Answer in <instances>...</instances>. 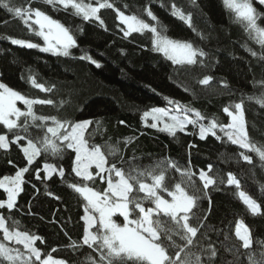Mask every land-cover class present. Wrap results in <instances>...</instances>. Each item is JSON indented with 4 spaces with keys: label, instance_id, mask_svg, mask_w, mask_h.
<instances>
[{
    "label": "trees",
    "instance_id": "obj_1",
    "mask_svg": "<svg viewBox=\"0 0 264 264\" xmlns=\"http://www.w3.org/2000/svg\"><path fill=\"white\" fill-rule=\"evenodd\" d=\"M5 2L17 7L30 3L33 9L45 12L70 30L76 46L69 50L70 55L63 56L12 44L13 38L38 44L42 38L36 35L35 24L29 29L21 19L0 6V81L30 99L53 101L52 105L34 104L33 111L37 116H54L73 123L93 121L86 138L92 137L91 144H111L117 148V154L108 157L109 163H116L126 172L130 168L144 171L164 160L175 162L181 170L192 171L193 183L189 184L187 177H181L175 169H168L165 185L171 190L176 183H182L187 191L199 197L193 212L203 220V226L189 250L200 256L201 264H252L250 255L257 262L264 259V161L256 153L232 144L219 128L216 136L208 134L202 139L199 127L188 125L173 136L162 131L163 127L159 125L152 127V117L142 118L146 111L172 108L175 105L169 101H176L182 107L198 110L206 118L202 121L205 125L212 119L219 124H228L230 117L224 113V107L233 109L236 103L242 102L249 138L257 146H264V106L257 102L264 98V58H261L264 46L256 42L255 34L249 35L245 23L237 19L224 0H108L113 7L98 13L103 24L95 18L85 21L82 16L75 15L71 7H53L46 0ZM83 2L96 4L98 0ZM172 3L185 14H191L190 25L172 14ZM252 3L258 16L257 23L264 27V5L256 0ZM149 6L163 28V35L191 42L205 53L203 57H197L195 65L174 64L167 59L154 49L150 31L124 35V26L117 19L116 9L154 24L156 22L144 11ZM249 49L257 56H252ZM84 57H91L100 67ZM30 77L52 90L46 92L36 88ZM205 77L212 78L206 85L200 83ZM23 122L21 117L18 123ZM51 123L47 121L46 126ZM46 126L37 128L29 120L26 134L19 129L9 132L0 124V134H7L10 140L8 149H0V179L14 176L19 168H29L24 174L25 182L16 206L10 211L6 207L0 208V214L6 218L10 230L18 229L42 238L35 245L41 250V259L51 254L68 264H92L91 258L98 260L99 254L94 247L82 243L85 201L70 187L74 183H83L72 171L74 151L66 149L59 156L42 154L28 165L21 151V144L26 141L11 142L15 135H27L34 141L43 138ZM242 151L252 157L250 163L242 159ZM45 162L62 167L64 176L58 172L51 175L44 172ZM209 164L212 165L209 175L217 182L204 189L199 170L207 171ZM37 169H40V179L36 178ZM229 173L239 180V187L227 184ZM145 179L151 182L150 178ZM88 183L98 190L106 186L98 178ZM240 192L259 205L256 214L251 213L239 198ZM161 194L169 198L165 193ZM6 198V192L0 189V200ZM144 206L152 205L145 202ZM114 218L118 223L122 222V218ZM160 219L165 227L173 229L169 233L172 241L162 235L165 245L174 242L183 246L170 219L163 216ZM239 220L249 229V249H245L243 242L235 236V225ZM192 225L197 226L195 221ZM4 242L24 251L22 245ZM74 243L76 247H73ZM210 245L217 253L211 259L207 251ZM168 250L174 256L179 248L169 247Z\"/></svg>",
    "mask_w": 264,
    "mask_h": 264
},
{
    "label": "snow or ice",
    "instance_id": "obj_2",
    "mask_svg": "<svg viewBox=\"0 0 264 264\" xmlns=\"http://www.w3.org/2000/svg\"><path fill=\"white\" fill-rule=\"evenodd\" d=\"M264 5V0H258ZM46 3L55 7L62 6L65 9L71 7L74 14L82 16L85 21L95 18L99 20L98 13L101 9L112 8L113 4L108 0L92 3H84L83 0H46ZM225 5L231 9L237 19L245 23L249 35L255 34L256 42L264 46V27L257 23L258 16L256 9L253 7L251 0H224ZM0 6H3L8 13L13 14L16 18L32 29V25L38 26L36 35L42 37L45 43L41 51L52 52L56 55L68 56L70 49L76 46V39L70 30L62 25L59 21L52 19L40 9H33L31 4L26 6H10L5 0H0ZM172 14L180 20L191 24V14L177 7L175 3L171 4ZM148 18L156 23L150 24L136 15H126L123 11L116 9L117 19L121 21L126 30L124 35L128 36L133 32L150 31L153 34L152 45L154 49L164 54L174 64L195 65L197 57H203L205 53L196 48L191 42L169 39L163 35V28L159 26L157 16L152 12L151 7L144 9ZM31 21V23H30ZM158 26L160 30H158ZM15 45L25 46L27 48H37L40 45L31 41L21 39H11ZM252 56L257 53L251 51ZM89 59L92 64L100 67L99 63ZM261 58H264L262 54ZM31 83L42 91H51L45 88L43 84H37L35 77H30ZM211 77H205L200 81L202 84H208ZM55 86H53L54 88ZM253 99V97H249ZM17 102L24 105V110L17 106ZM264 106V98L257 101ZM175 105L173 108H152L150 112L146 111L142 118L146 119L151 115L153 121L162 122V131L175 135L177 131H183L188 125L198 126L199 135L203 139L208 134L216 136V129L227 137L232 144L239 146L241 149L248 150L257 154L261 161H264V146H257L253 143L246 128L243 103H236L234 110L230 107H224L223 111L229 117L231 122L228 124H219L212 119L205 125L202 123L206 118L201 113L188 107H182L176 101H169ZM34 104L52 105V100L30 99L20 92L13 90L7 85L0 83V124L9 132L21 130L28 133L29 120L37 128H44L47 121H51V126H46L43 138L33 140L27 135H15L12 143H20L21 151L26 158L27 164L32 165L37 157L42 154L51 153L52 156H59L64 150L71 149L74 151V161L72 171L76 177L81 178L83 183H74L70 187L78 193L85 201L83 205L84 229L82 235L83 245L95 249L99 254L98 260L92 259V264H201L199 255L191 253L190 246L196 241L200 227L203 226V220L197 217L193 209L196 206L199 197L193 192L190 193L182 183H176L170 190L165 185L166 172L168 169H175L181 177H187L188 183L192 184L194 173L187 169L181 170L175 162L170 160L158 161L150 169L140 171L130 168L127 172L123 167H118L116 163H109V156H115L118 149L111 144L104 146L91 144L90 135L86 138L89 126L93 123L91 120L78 122H69L58 119L57 117L37 116L33 111ZM24 118V122L18 123ZM167 118V119H165ZM40 121V124H36ZM121 123H124L121 121ZM152 127H157L153 123ZM10 144L7 134H0V149H8ZM105 149L107 151H105ZM242 159L251 162L252 157L240 153ZM121 161L124 158L121 157ZM11 163V161H10ZM94 169V170H93ZM212 165L205 169L199 170V180L203 183V188L216 184V180L209 175ZM29 171L28 167L19 168L14 176H4L0 179V189L6 194V200H0V208H7L9 211L16 206V199L23 190L24 174ZM43 171L49 175L59 173L64 176V169L54 164L45 162ZM36 178L40 179V169L36 170ZM99 179L101 184L106 185L102 190L90 186L88 182H95ZM145 178H150V183ZM223 182L222 180L220 181ZM228 185L239 187V180L228 174ZM143 194L142 196L137 195ZM161 193H165L162 195ZM239 198L251 211L256 214L259 211V205L244 192H240ZM145 202H150L152 206L145 207ZM169 218L174 225L175 235L182 240L183 246L173 244L166 246L162 235L172 241V228H167L162 224L160 217ZM114 217L122 218V222H117ZM206 219V217L204 218ZM195 221L197 226H193ZM95 229V231H93ZM0 232L3 234V240L0 241V264H68L63 259H54L51 254L41 259V250L36 247V241L42 240L37 235H30L28 232H21L18 229L10 230L6 218L0 214ZM235 236L243 242V247L249 249L251 246L250 232L242 221L235 225ZM14 242L16 245H22L24 251L20 248L9 247L8 243ZM73 247H76L75 243ZM178 247L174 256L170 255L168 248ZM55 251V249H53ZM210 252L209 259L217 255L216 249L211 245L207 249ZM184 253V256H181ZM264 255V254H262ZM34 258V259H33ZM252 264H264V259L259 262L249 256Z\"/></svg>",
    "mask_w": 264,
    "mask_h": 264
},
{
    "label": "rangeland",
    "instance_id": "obj_3",
    "mask_svg": "<svg viewBox=\"0 0 264 264\" xmlns=\"http://www.w3.org/2000/svg\"><path fill=\"white\" fill-rule=\"evenodd\" d=\"M253 0H251V2H252ZM256 1H258V0H256ZM253 4V7H254V3H252ZM95 5V4H94ZM121 22V21H120ZM122 23V22H121ZM123 24V23H122ZM37 26V25H36ZM123 26H124V30H126V26L123 24ZM37 29H38V26H37ZM36 30V29H35ZM42 38V37H41ZM32 42V41H31ZM32 43H34V42H32ZM35 44H37V45H40V47H37L39 50H41V47H44L45 46V43H44V40H43V38H42V42L40 43V44H38V43H35ZM50 53H52V52H50ZM53 54V53H52ZM0 83H3L2 81H0ZM4 84V83H3ZM14 90V89H13ZM17 106L18 107H20L22 110H24V105L21 103V102H17ZM163 108V107H162ZM167 108H171V107H167ZM173 108V107H172ZM233 110H234V107H233ZM149 117H151V115L149 116ZM165 119H167V118H165ZM81 121H83V120H81ZM230 122H231V117H230V120H229ZM153 122H155V123H157V125H159V127H163L164 125H163V123L162 122H156V121H153ZM239 221H242V220H239ZM239 221H237V222H239ZM245 225V224H244ZM93 231H95V229H93ZM9 246V245H8ZM10 247V246H9ZM55 259V258H54Z\"/></svg>",
    "mask_w": 264,
    "mask_h": 264
}]
</instances>
